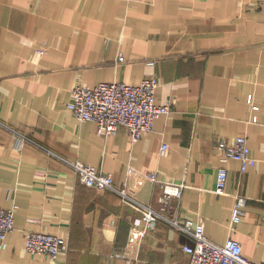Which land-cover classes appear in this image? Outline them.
<instances>
[{
	"label": "crops",
	"instance_id": "crops-1",
	"mask_svg": "<svg viewBox=\"0 0 264 264\" xmlns=\"http://www.w3.org/2000/svg\"><path fill=\"white\" fill-rule=\"evenodd\" d=\"M150 77L172 112L136 144L126 128L100 135L69 108L77 84ZM16 133L32 141L17 150ZM239 136L256 160L246 172L216 147ZM77 161L154 208L162 192L149 175L186 182L181 218L264 263V0H0V208H16L0 264H191V237L147 226L119 195L85 185L68 164ZM238 196L247 204L234 224ZM28 232L62 237L68 250L32 256Z\"/></svg>",
	"mask_w": 264,
	"mask_h": 264
},
{
	"label": "built area",
	"instance_id": "built-area-1",
	"mask_svg": "<svg viewBox=\"0 0 264 264\" xmlns=\"http://www.w3.org/2000/svg\"><path fill=\"white\" fill-rule=\"evenodd\" d=\"M158 86V81L154 77L143 80L139 85L113 82L89 87L77 84L72 90L69 108L77 120L94 122L100 135H114L119 128H126L131 142L136 144L145 132L153 130L158 118L172 112L170 102L157 103ZM15 141L16 149L20 150L26 142L32 140L16 133ZM216 147L223 162L236 160L241 163L243 172L256 164V160L251 156L246 136L237 137L234 143L218 139ZM162 149L166 150L167 146L163 145ZM68 164L85 185L98 191L113 192L141 211L142 220L147 226H155L157 222L162 221L191 237L194 244L184 247V251L191 258V264H264L247 259L239 242L228 240L223 245L216 244L207 237L202 224L195 225L192 221L181 218L174 202L182 198L187 188L186 182L168 183L161 181L156 174L149 175V179L158 184L162 192L159 198L160 205L154 208L131 197L126 187H118L112 175L99 172L94 166L81 161ZM227 181L228 171L225 167H220L214 192L219 195L225 194ZM246 204L245 197H237L232 212L234 224L242 220ZM15 213L16 208H0V251L7 248V237L15 230ZM24 246L28 254L45 256L52 260L68 250V245L62 237L41 232H28L25 235Z\"/></svg>",
	"mask_w": 264,
	"mask_h": 264
}]
</instances>
